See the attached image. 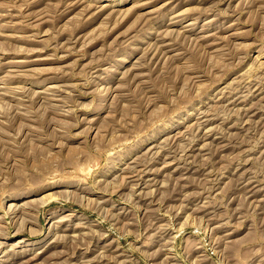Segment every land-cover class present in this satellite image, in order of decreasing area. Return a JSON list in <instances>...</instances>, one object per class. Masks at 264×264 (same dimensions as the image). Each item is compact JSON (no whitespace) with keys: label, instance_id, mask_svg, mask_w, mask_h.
<instances>
[{"label":"rangeland","instance_id":"obj_1","mask_svg":"<svg viewBox=\"0 0 264 264\" xmlns=\"http://www.w3.org/2000/svg\"><path fill=\"white\" fill-rule=\"evenodd\" d=\"M0 264H264V0H0Z\"/></svg>","mask_w":264,"mask_h":264}]
</instances>
